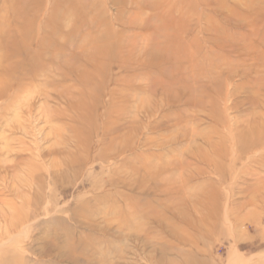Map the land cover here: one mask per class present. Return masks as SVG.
I'll return each instance as SVG.
<instances>
[{"label":"rangeland","instance_id":"obj_1","mask_svg":"<svg viewBox=\"0 0 264 264\" xmlns=\"http://www.w3.org/2000/svg\"><path fill=\"white\" fill-rule=\"evenodd\" d=\"M0 92V264H264V0H0Z\"/></svg>","mask_w":264,"mask_h":264},{"label":"bare ground","instance_id":"obj_2","mask_svg":"<svg viewBox=\"0 0 264 264\" xmlns=\"http://www.w3.org/2000/svg\"><path fill=\"white\" fill-rule=\"evenodd\" d=\"M4 86H6V85H4ZM4 88H5V87H4ZM19 91H20V90H19ZM0 93H1V92H0ZM0 96H1V94H0ZM4 112H5V111H4ZM12 131H13V130H12ZM251 139H252V138H251ZM254 142H255V141H254ZM254 142H253V143H254ZM247 144H248V143H247ZM241 145H242V144H241ZM250 147H251V146H250Z\"/></svg>","mask_w":264,"mask_h":264}]
</instances>
